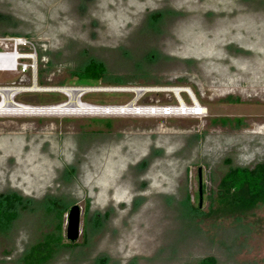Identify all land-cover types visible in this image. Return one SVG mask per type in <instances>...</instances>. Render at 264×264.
<instances>
[{
  "label": "rangeland",
  "instance_id": "374dc122",
  "mask_svg": "<svg viewBox=\"0 0 264 264\" xmlns=\"http://www.w3.org/2000/svg\"><path fill=\"white\" fill-rule=\"evenodd\" d=\"M0 15V195L23 198L0 264L58 210L65 236L72 205L76 245L48 264H264V205L215 204L228 168L264 159V0H0ZM91 59L107 76L80 84Z\"/></svg>",
  "mask_w": 264,
  "mask_h": 264
},
{
  "label": "trees",
  "instance_id": "16d2710c",
  "mask_svg": "<svg viewBox=\"0 0 264 264\" xmlns=\"http://www.w3.org/2000/svg\"><path fill=\"white\" fill-rule=\"evenodd\" d=\"M73 75L78 83L90 85L104 80L107 69L104 63L91 59ZM97 121L102 122L105 128H111L110 120ZM219 121L224 125L229 120L222 118ZM226 163L230 164V161L226 160ZM22 204L23 198L16 193L0 195V230L8 228L17 218L16 206ZM50 204L52 207L58 206L54 202ZM215 204L218 208L234 213L247 212L259 205H264V160L252 169L228 168L218 183ZM63 226L64 212L58 210L55 212L53 229L29 248L21 264H48L60 250L75 246L76 243L66 241ZM199 264H216V261L213 257H206Z\"/></svg>",
  "mask_w": 264,
  "mask_h": 264
},
{
  "label": "water",
  "instance_id": "95a60500",
  "mask_svg": "<svg viewBox=\"0 0 264 264\" xmlns=\"http://www.w3.org/2000/svg\"><path fill=\"white\" fill-rule=\"evenodd\" d=\"M201 174L200 169L198 170V197L201 202ZM200 206V203H199ZM66 229H65V239L69 243H75L79 236V221H80V209L78 205H72L68 208L67 218H66Z\"/></svg>",
  "mask_w": 264,
  "mask_h": 264
},
{
  "label": "bare ground",
  "instance_id": "6f19581e",
  "mask_svg": "<svg viewBox=\"0 0 264 264\" xmlns=\"http://www.w3.org/2000/svg\"><path fill=\"white\" fill-rule=\"evenodd\" d=\"M9 53H14V52H5V53H2V54H0V61L1 60H3V59H6L5 58V56H6V54H9ZM15 55H10L7 59L8 60H10V61H13L14 59H15ZM21 58V57H20ZM19 60V59H18ZM11 68H9V70H10ZM13 69V68H12ZM17 70V69H16ZM179 90H181V89H179ZM193 103H194V108L193 109H191V111H189L188 113H187V111L184 109V108H182V107H179V109L177 110V112H178V114H198V111H199V106H198V104H197V101L196 100H194L193 99ZM4 105L2 106V103L0 104V109H2V110H0V111H3V108L4 107H6V105H5V103H3ZM180 105V104H179ZM67 106H69L70 108L72 107V108H74V109H77V108H79L81 105H80V103L79 102H69V103H67ZM186 107V106H185ZM62 110L60 109V108H55V109H51V110H49L48 111V113H57V112H61ZM65 111V110H64ZM69 110H67V112H68ZM26 113V112H25ZM29 113V112H28Z\"/></svg>",
  "mask_w": 264,
  "mask_h": 264
},
{
  "label": "built area",
  "instance_id": "2783aa9c",
  "mask_svg": "<svg viewBox=\"0 0 264 264\" xmlns=\"http://www.w3.org/2000/svg\"><path fill=\"white\" fill-rule=\"evenodd\" d=\"M5 52H0V54ZM21 57V56H18ZM187 109H191L189 107H186ZM137 111V115L140 114H149V115H161V116H171V115H178L176 113L177 107H134Z\"/></svg>",
  "mask_w": 264,
  "mask_h": 264
},
{
  "label": "flooded vegetation",
  "instance_id": "af4514ba",
  "mask_svg": "<svg viewBox=\"0 0 264 264\" xmlns=\"http://www.w3.org/2000/svg\"><path fill=\"white\" fill-rule=\"evenodd\" d=\"M5 17L4 16H2V15H0V20H3ZM13 35H15V33L13 34ZM9 68H5V70H8ZM9 71V70H8ZM74 73V72H73ZM73 73H71V75L72 76H74L73 75ZM75 77V76H74ZM198 104V103H197ZM229 121L226 123V124H224V125H227V124H229V123H232L233 121H235V123H240V121L238 120V119H234V120H230V119H228ZM219 121V120H218ZM219 123L221 124V122L219 121ZM264 160V159H263ZM258 164V163H257ZM248 169H252V168H248ZM200 174H201V171H200ZM202 184V183H201Z\"/></svg>",
  "mask_w": 264,
  "mask_h": 264
}]
</instances>
